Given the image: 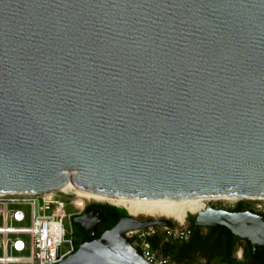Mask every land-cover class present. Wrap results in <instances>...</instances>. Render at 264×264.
I'll list each match as a JSON object with an SVG mask.
<instances>
[{
  "label": "water",
  "instance_id": "1",
  "mask_svg": "<svg viewBox=\"0 0 264 264\" xmlns=\"http://www.w3.org/2000/svg\"><path fill=\"white\" fill-rule=\"evenodd\" d=\"M264 196V0H0V193ZM109 204V203H108ZM115 206V205H114ZM73 219L57 264H150L125 232L174 220ZM193 224L264 247V211Z\"/></svg>",
  "mask_w": 264,
  "mask_h": 264
},
{
  "label": "built area",
  "instance_id": "2",
  "mask_svg": "<svg viewBox=\"0 0 264 264\" xmlns=\"http://www.w3.org/2000/svg\"><path fill=\"white\" fill-rule=\"evenodd\" d=\"M237 202L229 203L230 207ZM93 203L99 202L73 190L0 193V264L59 263L76 250L73 219ZM252 209L261 211L260 205ZM159 232L166 242L187 240L191 234L185 224H179L128 230L125 235L150 264H178L152 248L149 238ZM234 256L242 259L241 245Z\"/></svg>",
  "mask_w": 264,
  "mask_h": 264
},
{
  "label": "trees",
  "instance_id": "3",
  "mask_svg": "<svg viewBox=\"0 0 264 264\" xmlns=\"http://www.w3.org/2000/svg\"><path fill=\"white\" fill-rule=\"evenodd\" d=\"M92 205L106 215L108 226L115 224L119 215L126 213L124 208L114 205L105 203H93ZM252 207L245 201H238L233 209L243 211ZM74 224L78 227L77 233L75 232V248H77V245L91 238L79 224ZM188 228L191 232L189 238L181 241L166 242L162 238V233H157L149 238L152 248L178 264H199V258L207 259V262L203 264H209L213 258H218L222 264H246L247 261H251L253 264H264V247L258 246L253 250L249 241L237 238L224 226L203 228L191 223ZM100 233L99 231L98 236ZM223 241L227 248L226 251L220 249L223 246ZM239 245L243 249V259L241 260L234 256Z\"/></svg>",
  "mask_w": 264,
  "mask_h": 264
},
{
  "label": "bare ground",
  "instance_id": "4",
  "mask_svg": "<svg viewBox=\"0 0 264 264\" xmlns=\"http://www.w3.org/2000/svg\"><path fill=\"white\" fill-rule=\"evenodd\" d=\"M62 190H73L76 193L85 196L88 201H96L99 203L105 202L117 207L126 208L131 215L136 217L139 215H148L152 217L162 216L173 219L180 225L184 224L189 214H195L198 211L204 209L206 207L205 202L207 200L211 201L218 199H228L234 202L239 201V198L229 196L194 198H118L83 192L75 188L72 183H68V185ZM250 199L253 198L251 197ZM260 199H264V196H262Z\"/></svg>",
  "mask_w": 264,
  "mask_h": 264
},
{
  "label": "flooded vegetation",
  "instance_id": "5",
  "mask_svg": "<svg viewBox=\"0 0 264 264\" xmlns=\"http://www.w3.org/2000/svg\"><path fill=\"white\" fill-rule=\"evenodd\" d=\"M105 204H108V203H105ZM109 205H112V204H109ZM94 207V206H93ZM117 207V206H116ZM214 207H216V208H222V207H217V206H214ZM95 208V207H94ZM234 207H226V209H228V210H231V211H236V210H234L233 209ZM95 209H97L99 212H101L102 214H103V216L105 217V221H103V222H100L98 225H97V229H96V232H95V234H96V237H99L104 231H106V230H109V229H111L117 222H118V220L122 217V216H124V215H126L127 214V212L126 213H122L121 215H119V217H118V219H117V221H116V223L115 224H113V225H111V226H108V218L106 217V215L100 210V209H98V208H95ZM138 218V217H137ZM138 219H141V220H143V219H149V218H141V217H139ZM158 219H161V218H158ZM193 220H194V218L193 217H190V218H188L187 220H185V222H186V226L187 227H189V225H191V223H193ZM203 228H207V227H203ZM101 232L100 233V235L98 236V232ZM205 232H206V229L204 230ZM91 239L90 240H86V241H91V240H93V237H91V236H89ZM225 242L223 241V246L220 248L222 251H226V247H225ZM242 259H243V249H242ZM215 260H217V261H219V259L218 258H213L212 260H210V262L209 263H211L212 261H215ZM198 262L200 263V264H203V263H205V262H207V259L206 258H199L198 259ZM246 264H253L251 261H247L246 262Z\"/></svg>",
  "mask_w": 264,
  "mask_h": 264
},
{
  "label": "rangeland",
  "instance_id": "6",
  "mask_svg": "<svg viewBox=\"0 0 264 264\" xmlns=\"http://www.w3.org/2000/svg\"><path fill=\"white\" fill-rule=\"evenodd\" d=\"M258 198H255V199H246V200H240V201H245L246 203L250 204L251 206H255V205H260L261 207V211H264V199H260L257 200ZM234 201H230L228 199H218V200H211V201H206L205 202V206H217V207H222V208H226V207H230L231 204L229 203H233ZM105 203V202H104ZM119 208H122V207H119ZM26 211L28 209H25ZM138 218L141 217V218H162V216H155V217H152V216H148V215H139L137 216ZM190 218V214L187 216L186 220ZM184 224H186V222H184ZM174 225L175 226H178L179 224L177 222L174 221ZM66 227H68V225L66 224ZM74 227V230L75 232L77 233V226L74 224L73 225ZM78 246V245H77ZM67 247V244L63 245V248L65 249Z\"/></svg>",
  "mask_w": 264,
  "mask_h": 264
},
{
  "label": "crops",
  "instance_id": "7",
  "mask_svg": "<svg viewBox=\"0 0 264 264\" xmlns=\"http://www.w3.org/2000/svg\"><path fill=\"white\" fill-rule=\"evenodd\" d=\"M199 264H200V263H199ZM209 264H222V263H220L219 261L215 260V261H212V262L209 263Z\"/></svg>",
  "mask_w": 264,
  "mask_h": 264
}]
</instances>
